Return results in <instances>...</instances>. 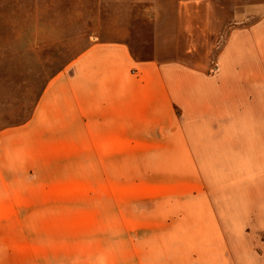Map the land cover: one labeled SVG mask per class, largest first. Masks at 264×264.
Returning <instances> with one entry per match:
<instances>
[{"label": "crops", "instance_id": "1", "mask_svg": "<svg viewBox=\"0 0 264 264\" xmlns=\"http://www.w3.org/2000/svg\"><path fill=\"white\" fill-rule=\"evenodd\" d=\"M121 1L130 17L51 73L22 121L0 127V218L48 200L52 185L77 201L131 186L162 216L191 203L183 216L196 217L209 264H253L242 238L264 230V0L217 48L213 0ZM136 19L149 38L133 39Z\"/></svg>", "mask_w": 264, "mask_h": 264}, {"label": "rangeland", "instance_id": "2", "mask_svg": "<svg viewBox=\"0 0 264 264\" xmlns=\"http://www.w3.org/2000/svg\"><path fill=\"white\" fill-rule=\"evenodd\" d=\"M253 1L213 0L218 7L214 18L224 22V31L219 26L217 35L207 37L216 48L232 26L253 20L248 17ZM120 9L121 0H0V127L22 121L51 73L95 36L117 30L115 23L131 13ZM131 29L134 40L150 37V25L138 19ZM126 188L114 186L110 201L84 194L77 201L64 195L68 188L52 185L48 200L34 195L33 202H17L15 215L0 218V264H209L215 257L203 246V234L194 232L196 217L183 216L191 203H174L162 216L156 201H138L136 187ZM82 190L87 194L90 189ZM246 236L242 239L251 243L253 264H264V230L251 233L248 226Z\"/></svg>", "mask_w": 264, "mask_h": 264}]
</instances>
